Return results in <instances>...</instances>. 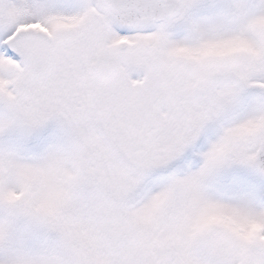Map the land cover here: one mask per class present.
Returning <instances> with one entry per match:
<instances>
[{
    "label": "snow or ice",
    "instance_id": "1",
    "mask_svg": "<svg viewBox=\"0 0 264 264\" xmlns=\"http://www.w3.org/2000/svg\"><path fill=\"white\" fill-rule=\"evenodd\" d=\"M0 264H264V0H0Z\"/></svg>",
    "mask_w": 264,
    "mask_h": 264
}]
</instances>
